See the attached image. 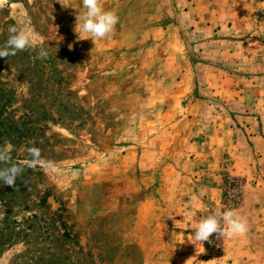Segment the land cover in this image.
Listing matches in <instances>:
<instances>
[{
    "label": "rangeland",
    "instance_id": "rangeland-1",
    "mask_svg": "<svg viewBox=\"0 0 264 264\" xmlns=\"http://www.w3.org/2000/svg\"><path fill=\"white\" fill-rule=\"evenodd\" d=\"M99 3L119 20L94 42L75 30L81 0H0V46L15 25L48 53L0 58V147L12 145L0 168L31 159L30 147L51 164L0 182V264L263 262V253H235L239 243L252 250L254 237L231 238L224 254L218 234L190 241L217 210L201 205L216 161L201 150L207 125L231 117L241 159L258 166L214 175L224 208L239 207L246 183H264V92L224 100L215 88L213 68L243 66L240 47L179 16L173 0ZM253 116L261 127L246 125Z\"/></svg>",
    "mask_w": 264,
    "mask_h": 264
},
{
    "label": "crops",
    "instance_id": "crops-1",
    "mask_svg": "<svg viewBox=\"0 0 264 264\" xmlns=\"http://www.w3.org/2000/svg\"><path fill=\"white\" fill-rule=\"evenodd\" d=\"M173 1L178 7L176 12L179 16L188 14L189 18L204 26L209 33L228 36L229 42L233 41L240 47L237 60L239 63H243V66L234 70L237 72H231L225 66L213 68L215 74H220L215 79L217 94L224 100H230L236 96L243 98L241 94L247 92L253 93L254 99H257V95L264 92L261 84L264 82V0ZM224 60L226 58L223 59V64ZM228 78L236 80V83L229 84ZM220 81H222L221 84H219ZM259 105L262 104L259 103ZM253 107L258 106L253 102ZM232 122L231 117L230 119L229 117L217 118L213 124L207 125L206 129L202 131L203 136L199 139L202 145L201 150L205 155H213L216 159L212 169L213 174H211L213 179L209 182L210 185L204 187V193L201 194L203 208L216 207L221 211L226 209L222 203L221 175L214 176L216 173L226 171L228 175L249 176L258 170V166L241 159L240 146L235 140L236 130ZM246 125L254 128L261 127V121L257 116H253L246 119ZM235 210L247 221L248 225L247 233L241 237L257 239L252 250H247L244 247L248 245L247 243V245L239 243L235 253L239 255L247 252L264 254V183H251V185L246 183L241 196V203ZM228 240V244H225L227 238L222 242L221 251L223 254L231 250V239ZM194 250L202 251L205 248L201 245L194 247ZM211 263L216 262L214 260ZM217 263L235 264L225 259ZM251 264H264V261L256 260Z\"/></svg>",
    "mask_w": 264,
    "mask_h": 264
},
{
    "label": "clouds",
    "instance_id": "clouds-1",
    "mask_svg": "<svg viewBox=\"0 0 264 264\" xmlns=\"http://www.w3.org/2000/svg\"><path fill=\"white\" fill-rule=\"evenodd\" d=\"M81 3L85 11L78 13L75 30L82 34V39L91 38L95 42L97 39H104L110 36L118 24V16L112 11H105L101 7L99 0H81ZM8 33V39L3 46H0V58L10 55L14 56L17 52L26 49L35 50L38 47L39 52L36 58H47V51L38 44L30 29L11 25L8 28ZM11 151L12 145L10 143L0 147V164H7L11 160ZM28 154L31 159L24 160L22 165L10 164L8 167L0 168V182H2V185L13 186L25 167L33 168L41 164L45 167H51L50 162L41 160L38 148H28ZM191 201L194 205L198 204V197L193 195ZM247 231V221L236 210L224 209L221 211L217 209L196 225L190 241L197 243L208 241L214 233L218 234L219 237L231 239L243 236Z\"/></svg>",
    "mask_w": 264,
    "mask_h": 264
},
{
    "label": "built area",
    "instance_id": "built-area-1",
    "mask_svg": "<svg viewBox=\"0 0 264 264\" xmlns=\"http://www.w3.org/2000/svg\"><path fill=\"white\" fill-rule=\"evenodd\" d=\"M236 195H237V192H236ZM235 194L233 195V197H231L230 198V200H229V204H234V202L233 201H235L236 199H235V196H236ZM235 199V200H234Z\"/></svg>",
    "mask_w": 264,
    "mask_h": 264
},
{
    "label": "trees",
    "instance_id": "trees-1",
    "mask_svg": "<svg viewBox=\"0 0 264 264\" xmlns=\"http://www.w3.org/2000/svg\"><path fill=\"white\" fill-rule=\"evenodd\" d=\"M0 117H1V111H0Z\"/></svg>",
    "mask_w": 264,
    "mask_h": 264
}]
</instances>
